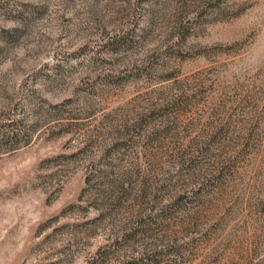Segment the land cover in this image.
I'll return each instance as SVG.
<instances>
[{
	"label": "rangeland",
	"instance_id": "374dc122",
	"mask_svg": "<svg viewBox=\"0 0 264 264\" xmlns=\"http://www.w3.org/2000/svg\"><path fill=\"white\" fill-rule=\"evenodd\" d=\"M4 123L0 264H264V0H0Z\"/></svg>",
	"mask_w": 264,
	"mask_h": 264
},
{
	"label": "trees",
	"instance_id": "16d2710c",
	"mask_svg": "<svg viewBox=\"0 0 264 264\" xmlns=\"http://www.w3.org/2000/svg\"><path fill=\"white\" fill-rule=\"evenodd\" d=\"M5 123L4 124H0V145L4 144L5 146L7 145H15L18 142L19 136H20V132L16 131V130H12V131H6L4 129ZM22 137H25L26 140L28 139V137H26V135H23Z\"/></svg>",
	"mask_w": 264,
	"mask_h": 264
}]
</instances>
